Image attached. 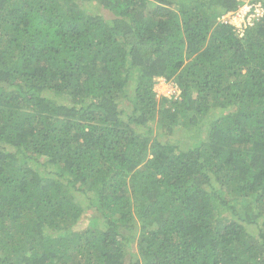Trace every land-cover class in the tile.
<instances>
[{"label": "trees", "instance_id": "1", "mask_svg": "<svg viewBox=\"0 0 264 264\" xmlns=\"http://www.w3.org/2000/svg\"><path fill=\"white\" fill-rule=\"evenodd\" d=\"M245 2L0 0V264H264Z\"/></svg>", "mask_w": 264, "mask_h": 264}, {"label": "built area", "instance_id": "2", "mask_svg": "<svg viewBox=\"0 0 264 264\" xmlns=\"http://www.w3.org/2000/svg\"><path fill=\"white\" fill-rule=\"evenodd\" d=\"M241 1V0H238ZM246 2L238 8L235 12H230L227 15H225L222 19L223 22L226 23H232L236 24L238 27L242 26V23L246 21H252L253 19H259L264 17V8L262 7V4L260 2L256 4H251V0H245ZM236 19L239 20V23L236 21ZM179 92V94H178ZM176 96L180 95V91L177 90L175 92Z\"/></svg>", "mask_w": 264, "mask_h": 264}, {"label": "rangeland", "instance_id": "3", "mask_svg": "<svg viewBox=\"0 0 264 264\" xmlns=\"http://www.w3.org/2000/svg\"><path fill=\"white\" fill-rule=\"evenodd\" d=\"M236 21L239 23V20L236 19ZM177 86L174 85L172 82H167L165 80V78H160L158 79V81L156 82L155 86H154V91L156 93V96L157 98H162V97H174L176 94L175 92L177 91ZM175 94V95H173ZM179 94V92H178ZM197 132L194 131V130H191V131H188V133H186L187 137H193L194 136H198V134H196ZM180 138H183V137H178L177 139H180ZM192 141L193 138L191 139H187V142L186 144H189L190 142L189 141Z\"/></svg>", "mask_w": 264, "mask_h": 264}]
</instances>
